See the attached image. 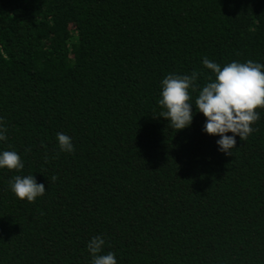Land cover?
<instances>
[{
    "label": "trees",
    "instance_id": "trees-1",
    "mask_svg": "<svg viewBox=\"0 0 264 264\" xmlns=\"http://www.w3.org/2000/svg\"><path fill=\"white\" fill-rule=\"evenodd\" d=\"M205 57L264 64V0H0V153L24 163L0 168V264H92L95 236L117 264H264V109L221 152L194 103ZM193 71L175 130L162 80ZM17 175L45 194L19 199Z\"/></svg>",
    "mask_w": 264,
    "mask_h": 264
},
{
    "label": "clouds",
    "instance_id": "clouds-1",
    "mask_svg": "<svg viewBox=\"0 0 264 264\" xmlns=\"http://www.w3.org/2000/svg\"><path fill=\"white\" fill-rule=\"evenodd\" d=\"M203 64L214 73L215 79L208 77L210 82L199 90L194 103L206 117L203 130L209 135L219 136V150L231 156V150L237 147L236 136L246 141L255 131L252 125L260 119L258 109H264V64L252 60L245 63L233 61L222 67L206 57ZM199 75L197 71L190 75L169 74L162 80L159 104L166 110L160 116L169 119L170 127L175 130L185 129L192 124L191 91L198 90L196 81ZM229 132L233 135H228ZM57 139L61 151L74 153L71 137L57 133ZM4 140H7V127L0 118V141ZM0 168L20 171L24 163L16 151L5 150L0 153ZM51 179L54 181L57 177ZM9 184L19 199L30 203L46 192L45 185L38 183L34 175H17ZM105 243L101 236H95L88 242L92 264H117L115 253L102 254Z\"/></svg>",
    "mask_w": 264,
    "mask_h": 264
}]
</instances>
